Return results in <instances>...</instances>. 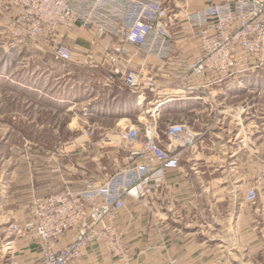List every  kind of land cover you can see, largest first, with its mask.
Instances as JSON below:
<instances>
[{
	"label": "rangeland",
	"instance_id": "374dc122",
	"mask_svg": "<svg viewBox=\"0 0 264 264\" xmlns=\"http://www.w3.org/2000/svg\"><path fill=\"white\" fill-rule=\"evenodd\" d=\"M0 1V196L6 194L5 185L13 169H16L13 192L18 206L33 195L28 216L24 215L26 221L10 222L11 219L8 222L6 209L0 211V225L8 222L10 233L21 237L34 235L25 232V227L34 220L32 209L36 199L65 186L81 188L88 179L104 183L139 164L141 154H133L144 150L145 128L150 124H155L166 144L169 140L163 133L171 123H185L198 135L193 147L179 148L180 165L189 168L192 163L199 162L198 168L205 172V177L211 178L212 193L226 186L219 183L220 178L224 182L236 174L243 188L232 185V190L236 187V190L247 192L250 187L264 182V56L248 60L246 72L230 77L236 83L244 80L252 82L253 86L228 89L227 94L211 92L213 99H206L207 105H195L190 112L180 114L164 110L166 115L163 116L156 113L153 105H145L140 110L131 108L124 115L97 112L91 116L86 108L93 103L90 94L95 90L88 89L90 86H102L107 80L118 77L127 87L125 74L130 71H125L126 67L140 72L144 79L148 75L155 78L153 71L145 72L139 64L138 48L116 36L103 35L112 40L109 49L116 53L113 59H98L94 50L101 38L92 29L75 28L57 33L61 43L73 53L71 61H58L54 55L56 42H51L50 38L41 39L43 43L21 39L13 24L15 10L6 3L8 0ZM171 1L164 0L168 16L178 10ZM219 1L222 0L214 3ZM78 29L88 32L92 38L88 41L84 35L77 37ZM67 40L73 43L68 44ZM122 49L129 52L124 53ZM86 50H89L88 55L83 57ZM154 81L157 86V79ZM58 89L61 95L64 89L72 91L66 98L60 96L64 101H59L58 96L54 99ZM127 90L132 93L129 88ZM142 90L146 96L154 98L160 91L158 87L152 92L140 87L139 91ZM71 106L74 110L69 111ZM131 127L137 129V138L121 137L122 132ZM234 161L236 173L229 168ZM156 189L145 190L143 197L128 196L126 207L121 210H127L131 201L144 208H153ZM18 210L24 209L18 207ZM119 211L114 223L117 236L124 241L117 223ZM20 215L23 216V212ZM14 224L19 230L12 229ZM3 236L0 234V263L5 262L1 253ZM129 254L132 258L130 251Z\"/></svg>",
	"mask_w": 264,
	"mask_h": 264
},
{
	"label": "built area",
	"instance_id": "2783aa9c",
	"mask_svg": "<svg viewBox=\"0 0 264 264\" xmlns=\"http://www.w3.org/2000/svg\"><path fill=\"white\" fill-rule=\"evenodd\" d=\"M7 2L15 10L13 24L21 39L50 38L51 42H56L54 55L61 62L71 61L73 53L61 43L57 33L75 28L92 29L98 37L116 36L138 51L169 61L174 52V34L169 23L172 16L174 19L184 16L193 30L199 28L201 51L188 65V73L196 77L213 74L217 77L215 81L227 80L232 75L235 78L249 68L248 60L264 56V0H222L196 11L186 4L182 12L171 16L167 15L164 0ZM122 52L129 51L122 49ZM127 69L125 71L130 72L125 74V83L132 93L139 92L140 87L151 92L156 89L153 76L148 75L149 79L144 81L147 77L144 79L140 72ZM201 91L203 98L213 99L209 90ZM163 135L169 140L168 144L155 124L147 125L144 150L133 154H141L139 164L104 183L88 179L81 188L65 186L33 202L34 220L26 225L25 232L38 238L42 264H77L86 250L98 242L106 243L117 259L116 264H131L129 250L116 234V212L126 207L128 196L139 198L145 195V190L159 189L166 170L180 165L179 148L193 147L198 136L185 123L169 124ZM122 136L135 140L137 129L131 127L122 132ZM148 183L149 186H145ZM244 200L261 203L264 214V182L250 187ZM12 229L17 231L19 226L14 224ZM67 235L71 239L65 242Z\"/></svg>",
	"mask_w": 264,
	"mask_h": 264
},
{
	"label": "crops",
	"instance_id": "0c3cea01",
	"mask_svg": "<svg viewBox=\"0 0 264 264\" xmlns=\"http://www.w3.org/2000/svg\"><path fill=\"white\" fill-rule=\"evenodd\" d=\"M215 1L171 2L177 11L182 12L186 4L190 10L196 11ZM169 23L174 34V52L169 58L170 63L167 64L153 55L149 58L144 51H138L137 55L144 71H153L157 79L160 91L155 98L146 96L143 90L130 93L118 77L112 78L102 86L88 88L95 90L90 94L93 103L86 108L88 115L97 112L112 116L119 115L115 112H121L124 115L131 108L140 110L145 105H153L158 115H166L164 110L182 114L192 111L195 105L208 104L201 96L202 89L216 95L215 92L223 91L227 94L228 89L253 86L252 82L244 80L237 83L231 78L215 81L217 77L213 74L196 77L188 73L189 63L201 51L199 28L193 30L184 16L176 19L172 16ZM83 32L85 31L76 30V36L84 35L89 41L88 38L92 37L88 32ZM210 32L213 33V30ZM100 38L94 50L95 56L98 59L112 58L116 53L109 49L112 40L103 36ZM66 43L73 42L67 40ZM86 51L83 52V57L88 55L89 50ZM190 88L194 91L190 92ZM59 89L56 90L57 95L54 98L57 99L58 96L59 101H64L61 99L68 97L72 91L64 89L61 95L62 91ZM140 115L138 116L141 117ZM198 164L199 162H194L189 168L180 165L179 168L167 169L161 187L154 192L153 208H144L136 201H131L127 210L118 212L117 223L123 233V243L132 255L131 264H264V214L261 212V203L246 202V192L236 190V187L232 190V185L243 188L237 174L224 182L220 178L219 183L226 186L219 192L212 193L211 178L205 177V172H201ZM229 168L236 173V161L231 162ZM15 173L16 169L11 170L5 185L6 194L0 196H4L0 202V211L6 209L8 222L11 219L10 222H23L26 221L24 215L28 216L33 195L25 204L18 206L13 192ZM18 207L24 209L20 211L23 216L20 215ZM8 222L7 225H0V234L4 235L1 253L4 256L2 259H5L0 264H42L38 238L35 235H13L9 232ZM70 239L71 236L67 235L64 241ZM116 262L117 259L106 243L98 242L86 250L77 264Z\"/></svg>",
	"mask_w": 264,
	"mask_h": 264
},
{
	"label": "bare ground",
	"instance_id": "6f19581e",
	"mask_svg": "<svg viewBox=\"0 0 264 264\" xmlns=\"http://www.w3.org/2000/svg\"><path fill=\"white\" fill-rule=\"evenodd\" d=\"M166 102H167V101H166ZM156 105H157V104H156ZM111 107H112V106H111ZM68 110H69V111L74 110L73 106H71Z\"/></svg>",
	"mask_w": 264,
	"mask_h": 264
}]
</instances>
